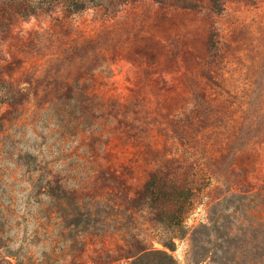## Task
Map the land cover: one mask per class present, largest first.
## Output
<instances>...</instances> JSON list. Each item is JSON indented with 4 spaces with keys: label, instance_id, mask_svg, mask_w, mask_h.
<instances>
[{
    "label": "rangeland",
    "instance_id": "374dc122",
    "mask_svg": "<svg viewBox=\"0 0 264 264\" xmlns=\"http://www.w3.org/2000/svg\"><path fill=\"white\" fill-rule=\"evenodd\" d=\"M12 2L0 0V264L130 263L133 237L163 250L175 228L149 196L160 180L188 190L166 249L177 264H264V0L41 15ZM47 182L74 198L45 195Z\"/></svg>",
    "mask_w": 264,
    "mask_h": 264
},
{
    "label": "trees",
    "instance_id": "16d2710c",
    "mask_svg": "<svg viewBox=\"0 0 264 264\" xmlns=\"http://www.w3.org/2000/svg\"><path fill=\"white\" fill-rule=\"evenodd\" d=\"M251 1V0H245ZM216 5H219L223 2V0H214ZM100 4V0H44L34 2L33 0H13L12 6L18 10H26L29 13L41 15V14H53L57 12L58 8L62 5L64 6L67 11L71 14L79 13L84 11L90 7H97ZM31 9L28 11V9ZM156 186V189H152L150 191V197L152 200H160L170 205L173 209V219H171L172 223L171 226L175 228L173 231V235L171 239L167 242L163 241L162 244L164 246L163 250L155 249L152 247H148L144 244L143 240L139 238H134L132 243L130 242V246H133V251H130L127 255L121 257V259L130 260V263L124 264H177V261L174 257L166 252V249L173 251L175 249V242L174 240L179 236L178 233L180 232L184 217L187 213L188 208L186 206V199H188V190L180 189L177 187L176 183L171 181L168 182L167 180H160ZM155 185V183H154ZM153 183L148 185L146 189H150L154 186ZM45 195L57 197L60 200H68L72 197L67 190L58 186L52 185V183L47 182L46 187L44 188ZM169 201H166L168 200ZM77 211L81 209V203L79 200L75 202ZM153 207L157 206V204L152 203ZM171 207L169 208L171 210ZM89 215L92 217L96 214L94 211H89ZM170 220V219H169ZM158 222H165L161 219H157ZM202 228L207 229V226H202ZM197 230L194 232V235L191 238V254L193 255V260L196 263H201L204 261L203 255L197 250V245L195 244L197 235ZM127 242V241H126ZM129 245V242H128ZM131 249V248H130ZM120 264V263H117Z\"/></svg>",
    "mask_w": 264,
    "mask_h": 264
}]
</instances>
